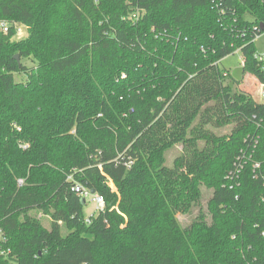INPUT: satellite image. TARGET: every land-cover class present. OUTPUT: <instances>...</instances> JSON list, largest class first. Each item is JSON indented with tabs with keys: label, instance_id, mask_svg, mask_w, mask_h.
Instances as JSON below:
<instances>
[{
	"label": "trees",
	"instance_id": "obj_1",
	"mask_svg": "<svg viewBox=\"0 0 264 264\" xmlns=\"http://www.w3.org/2000/svg\"><path fill=\"white\" fill-rule=\"evenodd\" d=\"M2 23L0 264H264V0H0Z\"/></svg>",
	"mask_w": 264,
	"mask_h": 264
},
{
	"label": "rangeland",
	"instance_id": "obj_2",
	"mask_svg": "<svg viewBox=\"0 0 264 264\" xmlns=\"http://www.w3.org/2000/svg\"><path fill=\"white\" fill-rule=\"evenodd\" d=\"M20 27V26H18ZM21 32L17 33V35L15 36L14 40H21L24 39L27 36V30L25 27L21 26ZM256 46H257V50L258 53L263 55L264 54V36H262L260 39H258L256 41ZM242 55L240 52L235 53L234 55L229 56L228 58H226L225 60L222 61V63L220 64V68L221 69H225L226 74L231 73L233 74L234 70L239 68V67H243L242 64ZM29 65H31V63H28ZM16 81L17 82H21L23 80L26 79L25 75H15ZM241 87V85H239L238 87H233L236 91ZM257 101L260 102H264V99H261L259 97V95H256L254 97ZM223 133H228V131H222ZM182 151L181 147H175L174 149H172L168 155H167V164L168 165H172L176 156L178 154H180V152ZM113 187V186H112ZM111 187V188H112ZM213 195V191L209 190V189H203V196L202 199L199 203V205L195 206L192 211L188 214H179L177 216V219L180 221L181 225L183 227H188L192 224V222L198 217V215L200 213H203L206 215L207 220L210 222V217L207 214V209H208V202L210 200V198ZM85 204V209H84V214L86 219H89L92 214H96V206L94 203L90 202L89 200L87 202H84ZM46 220V219H45ZM48 223L50 224V221L47 220Z\"/></svg>",
	"mask_w": 264,
	"mask_h": 264
},
{
	"label": "built area",
	"instance_id": "obj_3",
	"mask_svg": "<svg viewBox=\"0 0 264 264\" xmlns=\"http://www.w3.org/2000/svg\"><path fill=\"white\" fill-rule=\"evenodd\" d=\"M1 30L3 33L7 34L9 33V29L11 27V25L7 24V23H2L0 25ZM16 27V31L17 33H20L22 30L20 27H18V25H15ZM262 36H264V33L261 35H257L256 37V41L258 39H260ZM256 60L263 62V70H264V54L261 55L257 52V54L255 55ZM226 75V74H225ZM252 76L251 75H243V82L244 84H242V87L244 89H246L247 85H249V83L252 81ZM252 95L255 97L256 95H259V97L261 99H264V84L259 83L258 86L256 87L255 91L252 92ZM260 168V164H256L255 165V169H259ZM71 179V178H70ZM20 185H23V181H19ZM110 187H112L113 185L110 183L109 184ZM76 190L78 191L80 197L87 202L88 200L92 203L95 204L96 206V214H92V216L89 219H86L87 224H91L92 221V217L97 216L100 212H102L105 209V201L102 197L98 196V195H93L89 190L85 189L84 187H82L79 184H76ZM113 188V187H112ZM0 239L4 241V239L2 238V233L0 232ZM11 251L10 250H0V255L7 257L8 255H10Z\"/></svg>",
	"mask_w": 264,
	"mask_h": 264
},
{
	"label": "water",
	"instance_id": "obj_4",
	"mask_svg": "<svg viewBox=\"0 0 264 264\" xmlns=\"http://www.w3.org/2000/svg\"><path fill=\"white\" fill-rule=\"evenodd\" d=\"M16 59L19 61L20 57L17 56ZM244 72H245V68L244 67H239V68L235 69L233 74H232L234 82L241 83L242 80H243ZM234 82L231 84V87H234ZM92 194H95L94 191L92 192Z\"/></svg>",
	"mask_w": 264,
	"mask_h": 264
}]
</instances>
